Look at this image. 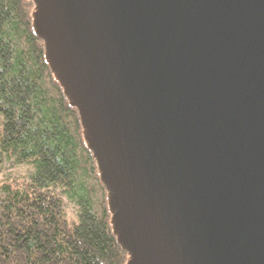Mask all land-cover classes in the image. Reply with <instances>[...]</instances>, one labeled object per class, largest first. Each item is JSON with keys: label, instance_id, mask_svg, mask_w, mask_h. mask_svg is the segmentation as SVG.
Returning <instances> with one entry per match:
<instances>
[{"label": "water", "instance_id": "obj_1", "mask_svg": "<svg viewBox=\"0 0 264 264\" xmlns=\"http://www.w3.org/2000/svg\"><path fill=\"white\" fill-rule=\"evenodd\" d=\"M127 264H264V0H33Z\"/></svg>", "mask_w": 264, "mask_h": 264}, {"label": "trees", "instance_id": "obj_2", "mask_svg": "<svg viewBox=\"0 0 264 264\" xmlns=\"http://www.w3.org/2000/svg\"><path fill=\"white\" fill-rule=\"evenodd\" d=\"M33 10V0H0V155L30 168L0 180V264H127L77 108L45 60ZM62 195L75 206L72 222Z\"/></svg>", "mask_w": 264, "mask_h": 264}, {"label": "rangeland", "instance_id": "obj_3", "mask_svg": "<svg viewBox=\"0 0 264 264\" xmlns=\"http://www.w3.org/2000/svg\"><path fill=\"white\" fill-rule=\"evenodd\" d=\"M29 172L30 168L27 165L16 164L13 162V160L7 159L4 156L0 155V180L2 178L7 179L6 177H9L10 179L13 177H26ZM62 196L65 203L67 218L70 222H72L77 218L75 216V206L70 200H68L67 197H65L64 195Z\"/></svg>", "mask_w": 264, "mask_h": 264}]
</instances>
